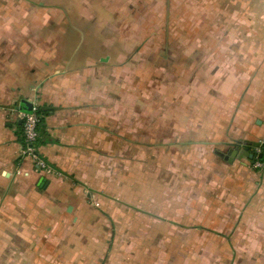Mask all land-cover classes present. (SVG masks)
<instances>
[{
    "label": "rangeland",
    "instance_id": "374dc122",
    "mask_svg": "<svg viewBox=\"0 0 264 264\" xmlns=\"http://www.w3.org/2000/svg\"><path fill=\"white\" fill-rule=\"evenodd\" d=\"M85 4L76 2L77 9L83 10ZM72 5L68 0H0V89L17 87L14 71L32 52L43 50L56 59L55 52L46 49L54 35L51 27L66 34V41L58 39L70 48L65 56L84 48L89 40L76 28L87 29V21ZM173 5L178 7L167 2L170 10ZM225 5L215 0L183 4V17L176 19L166 18L163 9L155 17H135L134 6H125L111 23L112 33L96 36L100 48L87 50L97 62L108 59L101 64L111 77L109 111L117 104L123 107V153L92 163L89 181H79L85 185L84 204L66 216L76 217L75 241L90 245L99 257L112 251L107 264H252L255 260L245 258L242 249L236 252L237 243L233 246L215 227L183 225V214L186 220L196 217L186 202L183 210V201L196 188L183 187V126H202L211 118L204 108L212 105L209 96L217 94L213 88L217 83L224 105L240 90L243 81H227L233 73L227 62L240 63L250 52L254 78L264 55L258 49L261 44L264 48V18H251V24L248 19L229 18ZM63 12L66 18L57 21ZM4 26L12 28L9 35ZM171 26H176L174 33ZM33 67L27 68L20 89L36 94L34 77L41 67ZM212 76L217 82L210 81ZM260 260L256 264H264Z\"/></svg>",
    "mask_w": 264,
    "mask_h": 264
},
{
    "label": "crops",
    "instance_id": "0c3cea01",
    "mask_svg": "<svg viewBox=\"0 0 264 264\" xmlns=\"http://www.w3.org/2000/svg\"><path fill=\"white\" fill-rule=\"evenodd\" d=\"M72 1L73 9L87 21V29L76 30L85 33L89 42L78 52L70 50L71 57L65 56L70 48L58 39L66 41V34L51 27L54 35L48 38L46 49L53 50L56 59L43 50L32 52L14 71L17 87L3 85L0 89V100H4L0 102V264H107L105 259L112 251L99 257L90 245L75 241L72 227L76 217L66 216L84 204L81 188L85 185L80 182L89 181L87 171L92 170V163L123 153V107L117 104L109 111L111 77L106 65L101 64L108 59L97 62L87 56V50L100 48L96 36L112 33L111 23L120 18V8L125 6H134L135 17H155L163 9L166 18L176 19L183 17V4L213 0H68ZM83 1L86 6L80 11L76 2ZM168 1L178 7L173 5L170 10ZM215 1L226 4L225 16L229 18L248 19V24L251 18H264V0ZM145 2L147 8L139 7ZM66 15L63 12L57 21ZM91 25L98 29L88 28ZM175 27H170L171 33ZM3 28L9 35L12 28ZM33 29L43 33L39 27ZM100 39L102 42L103 37ZM258 49L264 54L262 44ZM259 62L261 69L254 78L250 74V52L244 53L240 63L227 62L233 72L227 81H243L239 82L240 90L224 105L217 83L213 87L217 94L209 96L212 105L204 108L211 118L202 126H183V187L190 190L196 186L183 201V210L186 202L196 217L186 220L183 214V225L215 227L233 246L237 243L236 252L242 249L245 258L255 259L252 264L264 260V169L255 168L254 162L243 156L232 161L226 157L230 151L245 148L252 154L264 144V55ZM34 65L41 67L34 77L36 94L33 90L23 92L20 86L29 72L27 68L32 70ZM210 81L217 82L213 76ZM118 91L123 93L121 84ZM241 97L242 101L238 99ZM24 101L53 110L38 143L39 155L48 164L43 171L22 154L20 114L25 112ZM201 209L210 215L199 216Z\"/></svg>",
    "mask_w": 264,
    "mask_h": 264
},
{
    "label": "built area",
    "instance_id": "2783aa9c",
    "mask_svg": "<svg viewBox=\"0 0 264 264\" xmlns=\"http://www.w3.org/2000/svg\"><path fill=\"white\" fill-rule=\"evenodd\" d=\"M39 105L33 104V110L31 113L21 112L20 117L23 122V136L25 145L23 146L22 154L24 157L30 158L36 169L46 170L48 169V164L41 159L38 152L39 143V124L40 118L38 115ZM261 148L256 149L257 155L261 154ZM254 167L257 169H264V163L256 160L254 162Z\"/></svg>",
    "mask_w": 264,
    "mask_h": 264
},
{
    "label": "trees",
    "instance_id": "16d2710c",
    "mask_svg": "<svg viewBox=\"0 0 264 264\" xmlns=\"http://www.w3.org/2000/svg\"><path fill=\"white\" fill-rule=\"evenodd\" d=\"M52 113H53L52 108H45V107H40L39 108V110H38V115H39V118H40V124H39V127H38L39 134L41 133V129L45 125L46 118L48 116H50ZM22 133H23V131H22ZM22 143H23V146H24L25 142H24L23 134H22ZM261 150H262L261 154H259V155H257V153H256V151L254 149L251 152H252L253 155H255V160H256V157H257L258 161L264 163V144L261 146ZM259 156H261V158H259ZM255 160H253V162H255Z\"/></svg>",
    "mask_w": 264,
    "mask_h": 264
},
{
    "label": "water",
    "instance_id": "95a60500",
    "mask_svg": "<svg viewBox=\"0 0 264 264\" xmlns=\"http://www.w3.org/2000/svg\"><path fill=\"white\" fill-rule=\"evenodd\" d=\"M23 106L25 108H23V110L26 112V113H31L32 110H33V104H30L26 101L23 102ZM20 124H22V122H20ZM240 156H243L247 159H250V160H255V155L251 154L250 153V149L249 148H245L244 151H239V150H234V151H230L229 154L227 155L226 157V160H233L237 157H240ZM259 158H261V156H259Z\"/></svg>",
    "mask_w": 264,
    "mask_h": 264
}]
</instances>
